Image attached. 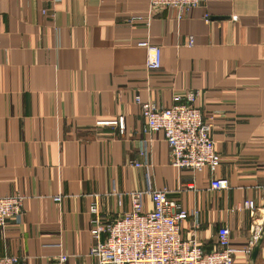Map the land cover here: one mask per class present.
Masks as SVG:
<instances>
[{
  "label": "crops",
  "instance_id": "1",
  "mask_svg": "<svg viewBox=\"0 0 264 264\" xmlns=\"http://www.w3.org/2000/svg\"><path fill=\"white\" fill-rule=\"evenodd\" d=\"M148 6L0 0V197H25L21 215L0 228V257L58 264L66 255L65 264H96L89 256L95 199L111 223L130 212L128 193L165 188L187 213L183 240L196 236L212 252L225 226L234 264H264V234L244 253L251 212L232 211L245 199L256 216L264 208V0H206L180 19L169 8L147 19ZM131 17L141 20L130 24ZM143 42L160 47L159 70H145ZM192 91L203 119L214 122L221 163L213 173L170 166L161 134L147 145L146 161L138 155L149 137L140 133L134 96L167 107ZM120 116L123 134L102 124ZM213 178L230 189L210 190ZM142 203L152 210L149 197Z\"/></svg>",
  "mask_w": 264,
  "mask_h": 264
},
{
  "label": "built area",
  "instance_id": "2",
  "mask_svg": "<svg viewBox=\"0 0 264 264\" xmlns=\"http://www.w3.org/2000/svg\"><path fill=\"white\" fill-rule=\"evenodd\" d=\"M53 5L61 0H42ZM206 0H149L148 16L150 19L160 10L169 8L175 10L180 19L191 8L202 5ZM232 16L231 20L236 21ZM141 18L131 17L128 23ZM205 23L209 21L205 17ZM192 37L188 43L191 46ZM141 46L147 49L145 64L146 71H157L161 67L160 47L143 42ZM197 92H189L172 98L170 106H156L149 100H143L138 93L133 101L140 108L144 126L141 135L149 137L142 139L138 155L145 161L147 159V145L155 134H161L168 147L170 166L175 169H187L201 173L203 169L215 172L221 163V157L215 150V141L210 133L213 130V119L204 120L199 107L194 103L198 99ZM103 125L117 126L123 134L125 124L120 116L113 122H102ZM146 164V162L144 163ZM142 163H133L132 166L140 168ZM210 190L227 191L230 189L225 179L213 178L210 181ZM193 189V186H189ZM262 198L264 200V186ZM170 191L152 190L132 191L128 193L131 210L111 223L99 216L96 199L89 208L92 215L90 219L89 234L93 245L89 249V256L96 264H234L236 250L230 245V232L225 226L216 231V243L219 249L212 252L204 251L196 239L181 238V223L187 219L186 211L181 204L169 198ZM149 197L153 205L152 210L143 211L142 200ZM60 200V197H54ZM23 195L0 197V228L5 229L6 222L21 215L23 211ZM233 212L250 211L252 216V237L244 253L249 254L254 244L264 234V208L261 216H256L254 202L245 199L232 208ZM197 212L193 217L197 218ZM197 225V223H196ZM68 256L61 255L58 264H65ZM0 264H21V259L14 255L0 257Z\"/></svg>",
  "mask_w": 264,
  "mask_h": 264
},
{
  "label": "water",
  "instance_id": "3",
  "mask_svg": "<svg viewBox=\"0 0 264 264\" xmlns=\"http://www.w3.org/2000/svg\"><path fill=\"white\" fill-rule=\"evenodd\" d=\"M257 249H258V248L254 249L253 254H255V253L257 252Z\"/></svg>",
  "mask_w": 264,
  "mask_h": 264
}]
</instances>
